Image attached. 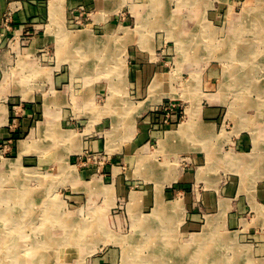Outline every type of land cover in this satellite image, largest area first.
<instances>
[{
  "label": "rangeland",
  "instance_id": "obj_1",
  "mask_svg": "<svg viewBox=\"0 0 264 264\" xmlns=\"http://www.w3.org/2000/svg\"><path fill=\"white\" fill-rule=\"evenodd\" d=\"M109 1L111 8L107 10L118 13L121 2ZM10 2L0 0V79L3 81L0 84V172L5 170L9 176L0 189L5 196L19 194L23 189L25 192L21 195L25 197L27 190L35 189L36 192L33 205L28 207L31 222L21 225L25 232L14 240L17 245L14 253L7 251L12 262L25 264L26 259L33 264L32 243L44 246L50 237L53 239L51 247L42 248L50 254L46 264L58 261L59 264H127L120 240L141 233L135 221L137 214L141 225H145L141 236L149 237L147 232L155 228L163 243L166 246L172 243L175 248L194 241L209 228L212 230L214 241L208 238L201 248L202 251L209 249L208 252L199 260L200 252L192 254V263L172 257L176 254L172 247L169 253L166 248L156 249V242L150 241L151 247L145 248L142 254L151 249L153 256L152 248L156 246L158 254H165L159 264H222L221 257L228 261L224 264H264V0L228 2V15L217 21L203 13L206 7H214L217 0H147L141 16L126 19L128 22L119 15L121 21L106 20L105 25L112 22V27L108 26L111 36L95 34L94 38L90 33L99 30L95 26L69 27L63 18L58 23L51 21V31L80 32L83 37L73 42L74 46H79L81 55L82 51L88 57L91 55L97 68L105 63L112 64L113 75L123 65L128 68V56L131 58L130 54L135 51L132 45L143 49L154 46L150 35L141 31L143 28L153 29L159 42L161 36L172 41V53L164 47L153 51L161 62L158 85L153 88L150 81L144 84L145 98L154 90L160 93L155 109L160 113L156 127L164 128V134L150 136V132H158V129L148 127L150 143L140 148L145 151L144 155L140 150L139 159L136 157L134 164L130 162L131 167L126 164L127 149L99 151L88 144L83 147L77 130L74 126L66 127V121L46 124L45 120L32 119L27 130H20L14 113L17 91H12L10 85L15 67L22 60L31 59L32 75L43 76L42 67L55 64L56 49L58 54L61 44L71 40H11L12 24L7 20L10 12L6 9ZM199 6L204 10L196 31L191 34L193 43L189 45V35L183 33L182 28L183 12L185 9L192 12ZM214 24L217 28L211 31L210 27V32L204 36L201 29ZM122 30L126 32L124 35L117 34ZM33 31H37V27ZM109 41L111 50L107 49ZM86 43L90 44L89 50ZM32 45H37L35 51H31ZM247 45L254 48L256 54L246 53ZM173 57H176L175 65L169 64ZM193 60L204 62L185 64ZM103 71L99 69L96 73L102 75ZM88 87L84 92L91 98L94 95ZM129 89L127 83L112 85L109 90L114 94H129ZM41 90L28 91L41 94ZM86 107L96 110L93 106ZM188 119L194 120L193 124L206 120L208 131L205 133V127L197 122V129L193 131L197 132L196 139L184 140L186 147L183 148L189 149L183 152L195 148L205 151L201 139L207 135L209 159L200 150L196 160L175 151L172 144L176 138L171 132ZM88 120L95 122V119ZM116 120L118 124L122 118L116 117ZM136 124L133 138L138 135ZM110 129L106 127V136L115 130L113 126ZM182 129V135L188 139L194 128L186 129L184 125ZM86 130L90 133L93 129ZM123 131L114 136L117 141L125 133ZM157 139H161L159 146L155 145ZM129 152L131 154V148ZM11 164L12 169L17 168L15 171L10 170ZM164 172L167 174L163 175ZM145 191L150 194L140 198L138 193ZM2 203L5 204L2 208L16 205L12 197ZM158 207L159 212L165 211L162 222L161 218L155 219ZM19 208L17 204L14 214L22 212ZM11 229L6 227L4 232ZM195 248L191 246L192 250ZM147 262L145 258L143 264Z\"/></svg>",
  "mask_w": 264,
  "mask_h": 264
},
{
  "label": "crops",
  "instance_id": "obj_2",
  "mask_svg": "<svg viewBox=\"0 0 264 264\" xmlns=\"http://www.w3.org/2000/svg\"><path fill=\"white\" fill-rule=\"evenodd\" d=\"M146 1L147 0H114L113 3L121 2L118 13H112L110 10H107V8H111L109 0H47V2L44 0H11V2L7 4V11L12 13L11 15L9 13V16L7 17V20L9 19L12 24V29L10 31V37H12L11 40L14 39V41L19 42H29L30 40L34 42H48L53 39H61L65 41L68 39L71 40L61 44L58 54V49H56L57 62L55 64L50 63L48 66H43L42 68L45 70V72H43V76L37 77V74L32 75V68L30 67L31 59L28 58L29 61L27 62L22 60L21 63L18 64L16 62L17 66L15 67L13 79L11 80L10 85L12 91H17L15 93L17 97L15 98L16 105L14 113L17 117L16 120L18 121L20 130H27L32 119L45 120L47 122L46 124L53 123L58 120L66 121V127L74 126L75 128L73 129L77 130V133L81 138V146L83 147L89 146L92 147L93 150L99 151L109 148L127 149L128 156L126 157V164L130 167V162L134 164V159L139 156L141 150L140 148L150 143L148 142V127L158 129V132H150V136L156 134V137H159V135L164 134L162 133L164 128L156 127L160 113L159 110L156 111L155 109L158 107L160 102L158 101L160 93L157 89L154 90L148 98H145L146 92L144 91V84H146L147 81H150L152 82L151 87L154 88L158 85V81H160L161 78V73H159L158 67L161 62L158 57L153 55V51L157 50V48L164 47L169 53H172L170 50L174 49V47L170 39L168 40L161 36V42H159V39L157 40V38L154 37L155 33L153 29L143 28L141 31L150 35L154 46L147 49H143L140 46V48L136 47V49L135 46L132 45L135 51L133 53L134 55L130 54L132 56L131 58L128 56V68L123 65L121 66L122 69L113 75L112 64L105 63L103 67L99 66L97 68L96 64L92 61V57H90L91 55L88 57V54H84L83 51L81 55L79 46H74L73 42L83 37L80 32H74L67 29L66 31H51L49 27L52 20L57 22L59 19L62 21L63 18V20L69 24V27L74 26L84 28V26L91 25L92 27L95 26L98 28L99 30H94L95 33H90V37L92 38L96 36L95 34L98 36H111L112 30H110V27H112V22L105 25V21L107 20L108 22V20L113 21L116 19L120 20L119 16H121V19L125 22H128L126 19L133 16L135 19L138 14L141 16L144 12L145 7H143V3L145 5ZM231 1L233 2L234 0H217V4L214 7H206V10L201 9V6L194 8L192 12L190 9H183L182 28L183 33L189 35V45L193 43L191 34L193 31H196V25L201 19L199 18L201 17V11L204 10L203 13L205 12L208 18H214L217 21L223 15H228L230 10L228 2ZM83 8H85V11H83ZM128 14L130 16H128ZM46 20L49 21L48 24ZM100 20L104 21L102 22ZM109 24L111 26L108 28ZM36 27L37 31H33ZM210 27L212 31V29L215 30L217 28V25L214 24L213 26L210 25L204 29L202 28L201 31L204 32L202 33L204 36L210 32ZM39 28L43 30H40V32ZM124 29L127 32V28ZM107 32H109V34ZM126 32H123L122 30L117 34L121 35L123 33L122 35H124ZM6 37V40H8L9 36ZM86 44V48L89 50V48H91L89 47L90 44ZM108 45L107 49L111 50L110 41L108 42ZM36 48L37 45H32L31 51H35ZM25 50L26 48H24V51ZM175 58L176 57H173L172 61H169V64L172 63V65H175L177 63ZM198 61L193 60L184 63L187 65L204 62ZM99 69L101 71L104 69L102 75L96 73ZM127 83L130 84L129 91L131 93H110V86H122ZM0 84H3L2 79H0ZM87 86H89V91H91L94 95L91 98L87 97L84 92L85 87ZM39 88L42 89L41 94L36 91H32V93H29L28 91ZM164 88H166V86H164ZM19 91L25 92L24 94H21ZM88 105L95 107L96 112L87 109L86 106ZM152 112L154 113L151 116ZM116 117L122 118V120H119L118 124ZM88 118L95 119V122H91ZM187 121L179 123L177 130H173L172 132L170 131L173 133V137L176 138L173 139L172 144L175 146V151H177V154L179 153L182 155V153H184L186 155H190L191 158L193 156L194 160H196V157L198 156L197 153L200 150V153L204 152L206 159H209V144L207 135H205V138L201 139L203 142L202 144H204L203 148L205 151L203 149L195 148L194 150L191 149L186 151L187 153L183 152L184 150L189 149L183 148L186 147L184 146V144H186L184 140L189 142L193 140L195 141L196 139L197 132L194 133L193 131L195 128L197 129V122L200 123L201 126L205 127V133L208 131L206 120L201 119L200 121H196L195 124H193L194 120L192 121V119H188ZM135 123H137L136 128L138 135L133 138V126ZM184 125H187L190 129L194 128L191 130L192 132L190 133L188 139L185 135H182L184 132L182 129L184 128ZM112 126L115 130L112 134L106 136V127L110 129ZM87 128L93 129L92 132L86 133ZM118 129H121V131L124 130L123 132L125 133L122 137L118 138L117 141L114 136L121 132L117 131ZM168 131L169 130L167 129L165 133ZM81 133L83 136H81ZM161 139H157L155 141V145L157 144L156 146H159L158 143ZM130 148L132 149L131 154L129 152ZM190 148L192 147L190 146ZM144 152L145 151L141 150L142 155H144ZM137 158L139 159V157ZM166 174L167 173L165 172L163 173V175ZM148 194H150L149 191L138 193L140 198H145V195ZM134 197L136 198V196Z\"/></svg>",
  "mask_w": 264,
  "mask_h": 264
},
{
  "label": "bare ground",
  "instance_id": "obj_3",
  "mask_svg": "<svg viewBox=\"0 0 264 264\" xmlns=\"http://www.w3.org/2000/svg\"><path fill=\"white\" fill-rule=\"evenodd\" d=\"M250 12V11H249ZM246 14V13H245ZM248 27V26H247ZM264 28V27H263ZM249 29V28H248ZM262 30V29H261ZM260 30V31H261ZM262 32V31H261ZM264 44V43H263ZM249 45L246 46L245 52L248 53L249 51L252 53H255L254 48H248ZM256 54V53H255ZM249 54H247L248 56ZM246 57V56H244ZM247 59V58H246ZM246 59H240L241 61H245V63L247 62ZM249 70V69H248ZM251 73V72H250ZM247 74V73H246ZM241 81H239L240 83ZM242 100V99H241ZM194 110V109H193ZM189 112V110H188ZM193 114V113H192ZM195 114V113H194ZM194 116V115H193ZM194 119V118H193ZM190 120V119H189ZM187 124V123H186ZM183 125V124H182ZM186 127H188L186 125ZM179 132V131H178ZM259 140V139H258ZM162 143V142H161ZM260 143V142H259ZM167 145V144H166ZM261 145V144H260ZM259 146V145H258ZM251 156V155H250ZM248 156V157H250ZM251 158V157H250ZM254 158V157H253ZM252 159V158H251ZM243 161V160H242ZM257 161V160H256ZM243 163V162H242ZM241 163V164H242ZM245 163V162H244ZM256 163V162H255ZM254 163V164H255ZM248 164V163H247ZM260 164V163H259ZM210 165V164H209ZM249 165V164H248ZM12 164L9 166L11 167ZM248 167V166H247ZM17 169V168H16ZM16 169H11L10 170H16ZM19 169V168H18ZM5 171V170H4ZM4 171L0 172V185L2 184V182H4L6 180V176L8 174H5ZM243 174V173H242ZM259 174V173H258ZM262 174V173H261ZM10 175V174H9ZM9 177V176H7ZM242 177V176H241ZM245 178V177H244ZM243 182V181H242ZM250 188V187H248ZM28 189V188H27ZM49 189V188H48ZM51 189V186H50ZM247 189V188H246ZM24 190V189H23ZM21 193H24L25 190ZM248 191V190H247ZM21 193H16V195H9L14 199L15 202V206L10 207L9 205H6L7 208H2V203L5 199H9L11 197L9 196H5L3 195L1 189H0V264H14L11 260V258H9V251L10 253H14V248L17 247L16 244H14V240H16V237H20L23 235V229L21 228L22 224H29L31 221V217H30V210L28 209V207H31L33 205V200L32 198L34 197V195L36 194L35 189L32 190H27V197L21 195ZM56 199V198H55ZM54 200V199H53ZM51 200V202L53 201ZM20 205L21 208L18 209V211L20 209H22V212H17L16 214H14V210H16V206ZM163 204V203H162ZM161 204V205H162ZM5 205V204H4ZM174 206V205H173ZM157 210V216L155 217V219L157 218H161L164 216L165 211L163 212H159V207L156 209ZM175 210V209H174ZM25 211V213H24ZM22 213V215L20 214ZM172 214V213H171ZM135 218L138 223L137 227H138V235H133L130 236L129 238L126 239H121L120 241L123 243V250H125V255H127V264H143L145 258L148 259L150 264H152V262L154 264H159L161 258H163L165 256L164 252H162V254H158L159 252H157L156 249L158 248H163V250L169 249V247H172L174 250V253L172 257H174L176 260L178 261H184V263H192L191 261V255L200 252L199 256H198V260L201 258L203 259V256L208 252L209 249H205V250H201L202 246L204 245V243L207 241L208 238H210V240L214 241V235H212V230L211 228L207 229L205 232H203L202 234H199L198 236H194L195 239L194 241L185 244L183 246H181L180 248H175V246L171 243L168 244L169 246H166L165 243H163V240L160 239V237L157 235L158 230L157 229H150L149 232V237H144L141 236L142 233H144L145 231V225H141L142 223L140 222V219L137 218V214H135ZM164 218V217H163ZM154 219V220H155ZM18 220H20L21 223ZM156 221V220H155ZM161 222H162V218H161ZM141 225V226H140ZM151 226V225H150ZM6 227L12 228L9 232H4V229ZM157 230V231H156ZM68 231V230H67ZM25 232V231H24ZM66 233V232H65ZM67 235V233H66ZM81 235V234H80ZM3 236L5 237V239H3ZM64 237V236H63ZM78 237V236H77ZM80 237V236H79ZM226 238V237H225ZM223 238L224 240L228 241L227 239ZM48 240H46L45 242L47 243L46 245L42 246V243H38V244H34V242L32 243V257H33V264H46L47 261L46 259L50 256V254L45 253L42 251V248H49L50 243H53L51 238L48 237ZM21 243L22 240L18 239ZM65 240V239H64ZM114 240V239H113ZM66 241V240H65ZM152 242H156L157 244V248L155 249L152 248L153 250V256H151V249L148 253L142 254V252H144L145 248H150L151 247V243ZM162 241V242H161ZM190 241V240H189ZM69 242V241H68ZM159 243V244H158ZM11 245H15V246H11ZM53 245V244H52ZM163 245H165V247H163ZM214 245V244H213ZM174 246V247H173ZM190 246V247H189ZM191 246H196V248L194 250L191 249ZM209 246V245H208ZM208 246H205L206 248ZM212 246V244H211ZM217 246V244H216ZM216 246H214L216 248ZM51 247V246H50ZM55 247V246H52ZM5 250V251H4ZM61 250V249H59ZM85 250V249H84ZM192 250V251H191ZM242 252V251H241ZM55 253V252H54ZM89 253V252H88ZM169 253H170V249H169ZM205 253V254H204ZM66 254V253H65ZM215 254V253H213ZM8 255V257H7ZM52 256V255H51ZM58 257V256H57ZM56 257V258H57ZM153 257L154 260L151 258ZM184 257V258H183ZM52 258V257H51ZM73 258V257H72ZM10 259V260H9ZM211 259L215 260V257L211 256ZM59 260V259H56ZM67 260V259H65ZM69 260V259H68ZM68 262V261H67ZM156 262V263H155ZM220 263L224 264L226 262H228L226 259H224L223 257H221V259L219 260ZM262 262V261H261ZM25 264H29V260H24ZM57 263V262H56ZM59 264V261L58 263Z\"/></svg>",
  "mask_w": 264,
  "mask_h": 264
}]
</instances>
